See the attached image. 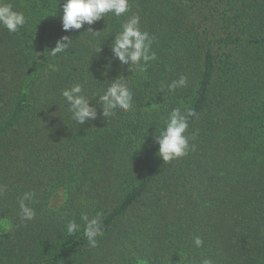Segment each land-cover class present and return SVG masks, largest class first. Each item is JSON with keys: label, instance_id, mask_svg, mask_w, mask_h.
I'll return each mask as SVG.
<instances>
[{"label": "trees", "instance_id": "1", "mask_svg": "<svg viewBox=\"0 0 264 264\" xmlns=\"http://www.w3.org/2000/svg\"><path fill=\"white\" fill-rule=\"evenodd\" d=\"M4 2L27 23L0 28V264H264V0H129L124 16L70 32L64 0ZM132 14L155 38L157 59L143 73L110 51ZM65 35L69 49L50 56ZM181 75L187 86L169 92ZM118 77L131 111L71 120L62 90L80 83L99 107ZM177 107L197 113L190 151L164 164L154 135ZM25 192L36 194L27 222L18 215ZM84 214L101 215L95 249ZM71 219L81 230L67 236Z\"/></svg>", "mask_w": 264, "mask_h": 264}, {"label": "clouds", "instance_id": "2", "mask_svg": "<svg viewBox=\"0 0 264 264\" xmlns=\"http://www.w3.org/2000/svg\"><path fill=\"white\" fill-rule=\"evenodd\" d=\"M129 11V0H64L60 17L62 30L64 32L80 30L85 24L92 26L108 14L120 18ZM26 23L27 18L23 12L14 10L11 3L0 0V28L6 29L11 34L18 32ZM140 25L139 14H132L124 20L110 45V51L112 59L118 60L122 67L127 66L134 72L143 73L147 70L149 63L157 59V56L152 51L155 38L151 37L147 31H142ZM85 32L93 35L99 33H94L91 27ZM72 42L69 36H62L56 41L55 47L49 51V55L55 57L65 52ZM187 83L188 78L181 75L179 79L167 85V90L174 92L178 88L186 87ZM161 87L163 89L164 85ZM61 95L71 113V120L80 126L97 119L98 109L102 117L107 119L115 116L118 110L129 112L134 107L133 93L128 84L119 77L111 81L102 95H98L96 104L99 107L90 103L80 83H75L70 88L62 90ZM190 117H197V113L192 109L182 112L179 107L174 108L164 119V127L159 134L154 135V142L158 145L156 154L164 164L180 159L190 151L189 138L185 135ZM3 191L4 187L0 186V193ZM35 195V192H25L18 199V215L23 222L34 220L36 217L34 209L26 203L35 202ZM80 219L83 222V235L87 240V246L95 249L98 238L104 234L101 215L97 214L90 219L87 214H84ZM80 230L81 225L75 219L68 220L67 236H73ZM193 244L199 249L204 241L200 236H195ZM200 264H213V261L203 258Z\"/></svg>", "mask_w": 264, "mask_h": 264}, {"label": "rangeland", "instance_id": "3", "mask_svg": "<svg viewBox=\"0 0 264 264\" xmlns=\"http://www.w3.org/2000/svg\"><path fill=\"white\" fill-rule=\"evenodd\" d=\"M60 201H61V197H58V196H57V197H54V199L52 200L51 205L55 207V206H57V204H58ZM6 229H7V226H5V225L2 224V225L0 226V233L3 232V231H5Z\"/></svg>", "mask_w": 264, "mask_h": 264}]
</instances>
